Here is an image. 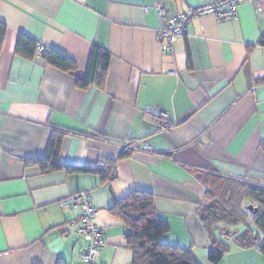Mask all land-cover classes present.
<instances>
[{"label":"crops","instance_id":"crops-1","mask_svg":"<svg viewBox=\"0 0 264 264\" xmlns=\"http://www.w3.org/2000/svg\"><path fill=\"white\" fill-rule=\"evenodd\" d=\"M158 1L173 15L208 0H0V264H85L86 242L67 228L75 214L63 205L80 191L91 193L104 229L94 264H132L125 225L109 208L133 190L153 194L168 224L166 243L213 264L197 216L205 190L194 173L264 185V9L257 15L243 3L237 20L225 22L195 17L167 55L156 40ZM19 34L70 58L76 70L17 55ZM94 45L110 55L104 85L79 89L75 79ZM164 117L171 127L160 132ZM56 132L64 133L61 165L108 158L114 179L27 163L45 154ZM140 139L154 151L121 157L123 146ZM218 264H264V256L230 243Z\"/></svg>","mask_w":264,"mask_h":264},{"label":"trees","instance_id":"trees-1","mask_svg":"<svg viewBox=\"0 0 264 264\" xmlns=\"http://www.w3.org/2000/svg\"><path fill=\"white\" fill-rule=\"evenodd\" d=\"M5 30V25L0 21V43L3 41ZM38 45L31 37L19 34L15 53L32 59L36 55ZM258 45L264 47V32L258 40ZM40 56L48 65L62 72L70 73L76 70L75 62L56 50L43 48ZM188 59L190 64V58ZM109 60V53L94 45L84 76L75 79V86L79 89H87L90 85L102 88ZM63 134H53L45 154L27 163L39 166L42 171L65 169L69 173L95 175L100 178L101 183L114 179L115 162L108 158L100 159L94 166L61 165L58 155ZM261 149L264 153V141L261 143ZM127 154L128 152L123 151L121 157ZM194 176L205 190L206 203L198 205L197 216L210 240L208 260L213 264L222 260L230 248L228 239L231 232L228 228L238 225H243L244 229L239 233L233 232L231 243L241 249L255 248L264 256V185L215 172L194 173ZM250 205L252 209L248 210ZM109 213L125 225L124 241L132 253V264H198L190 248L164 241L169 229L168 224L159 217L151 192L130 191L113 203ZM257 232L263 234L262 242L259 241Z\"/></svg>","mask_w":264,"mask_h":264},{"label":"built area","instance_id":"built-area-1","mask_svg":"<svg viewBox=\"0 0 264 264\" xmlns=\"http://www.w3.org/2000/svg\"><path fill=\"white\" fill-rule=\"evenodd\" d=\"M243 3H252L257 15H261L264 9V0H208L196 7H189L183 12L168 15L165 5L158 1L153 5L157 11L160 26L156 31V40L163 53L173 54V48L179 36L184 35L187 24L195 17L206 14L213 15L217 21H233L238 18V7ZM149 7H144L148 9ZM43 47L38 45L36 55H40ZM152 113L153 109L147 110ZM171 127V123L163 118L158 123L160 132ZM140 149L143 152L154 151L153 147L144 140H138L123 146L122 150ZM91 193L89 191L76 192L63 201V205L69 207L75 214L74 218L67 224V228H74L76 233L86 242L83 246L80 259L85 264H93L100 251L105 245L104 229L97 223V209L92 205Z\"/></svg>","mask_w":264,"mask_h":264},{"label":"rangeland","instance_id":"rangeland-1","mask_svg":"<svg viewBox=\"0 0 264 264\" xmlns=\"http://www.w3.org/2000/svg\"><path fill=\"white\" fill-rule=\"evenodd\" d=\"M204 203H206V201ZM228 229L231 232V235L229 236L228 242L231 243L232 239H233V232H237V233L241 232L244 229V226L243 225H238L236 227H229ZM257 233H258V236H259V241L262 242L263 234L260 233V232H257Z\"/></svg>","mask_w":264,"mask_h":264},{"label":"water","instance_id":"water-1","mask_svg":"<svg viewBox=\"0 0 264 264\" xmlns=\"http://www.w3.org/2000/svg\"><path fill=\"white\" fill-rule=\"evenodd\" d=\"M251 209H252L251 205H250V206H248V210H251Z\"/></svg>","mask_w":264,"mask_h":264}]
</instances>
